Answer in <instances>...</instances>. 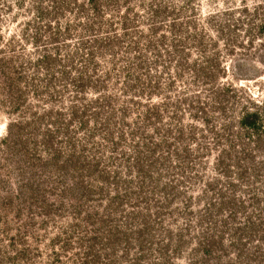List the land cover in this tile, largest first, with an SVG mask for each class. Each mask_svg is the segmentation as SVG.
<instances>
[{"label":"rangeland","instance_id":"obj_1","mask_svg":"<svg viewBox=\"0 0 264 264\" xmlns=\"http://www.w3.org/2000/svg\"><path fill=\"white\" fill-rule=\"evenodd\" d=\"M262 28L264 0H0V264H264Z\"/></svg>","mask_w":264,"mask_h":264},{"label":"trees","instance_id":"obj_2","mask_svg":"<svg viewBox=\"0 0 264 264\" xmlns=\"http://www.w3.org/2000/svg\"><path fill=\"white\" fill-rule=\"evenodd\" d=\"M262 29L264 30V28ZM256 118H257V115L254 112L252 113L247 112L240 119V124L246 125L247 127L255 128Z\"/></svg>","mask_w":264,"mask_h":264}]
</instances>
